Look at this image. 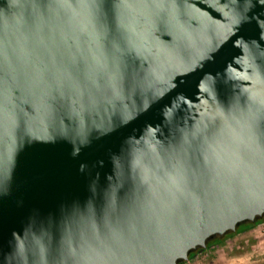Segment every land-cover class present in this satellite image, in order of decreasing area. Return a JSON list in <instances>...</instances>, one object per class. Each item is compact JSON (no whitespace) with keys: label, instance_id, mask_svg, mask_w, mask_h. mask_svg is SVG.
Here are the masks:
<instances>
[{"label":"water","instance_id":"95a60500","mask_svg":"<svg viewBox=\"0 0 264 264\" xmlns=\"http://www.w3.org/2000/svg\"><path fill=\"white\" fill-rule=\"evenodd\" d=\"M262 219L264 0H0V264L189 263Z\"/></svg>","mask_w":264,"mask_h":264},{"label":"rangeland","instance_id":"374dc122","mask_svg":"<svg viewBox=\"0 0 264 264\" xmlns=\"http://www.w3.org/2000/svg\"><path fill=\"white\" fill-rule=\"evenodd\" d=\"M187 264H264V221L229 237L223 246Z\"/></svg>","mask_w":264,"mask_h":264},{"label":"flooded vegetation","instance_id":"af4514ba","mask_svg":"<svg viewBox=\"0 0 264 264\" xmlns=\"http://www.w3.org/2000/svg\"><path fill=\"white\" fill-rule=\"evenodd\" d=\"M229 237H231V236L228 235L226 238H224V239H222V240H218V239H216V240H214V241H211V242L209 243L208 248L206 249V251H205L204 253H202V254H205V253H207V252H209V251L215 250V249H217V248L223 246V244H225V242L228 240ZM214 246H215V247H214ZM202 254H200V255H196V253H193L191 256H192L193 258H197V257L201 256ZM185 264H187V263H185Z\"/></svg>","mask_w":264,"mask_h":264},{"label":"trees","instance_id":"16d2710c","mask_svg":"<svg viewBox=\"0 0 264 264\" xmlns=\"http://www.w3.org/2000/svg\"><path fill=\"white\" fill-rule=\"evenodd\" d=\"M264 221V219L262 220H259L257 223H251V224H245V225H242L238 231L236 233H233V234H230V236H234V235H237L238 233L242 232L243 230L245 229H251V228H254L256 227L257 225H259L260 223H262ZM218 240H222V239H218ZM181 264H185V263H181Z\"/></svg>","mask_w":264,"mask_h":264}]
</instances>
